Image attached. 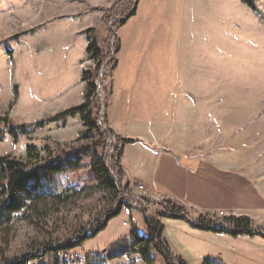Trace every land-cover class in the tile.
<instances>
[{
  "label": "rangeland",
  "instance_id": "rangeland-1",
  "mask_svg": "<svg viewBox=\"0 0 264 264\" xmlns=\"http://www.w3.org/2000/svg\"><path fill=\"white\" fill-rule=\"evenodd\" d=\"M109 1L0 0V158L33 165L54 162L64 169L53 176L54 187L48 183L51 190L44 191L46 198L27 202L24 209L7 214L9 221L0 224V264L26 254L39 257L30 264H166L154 244L145 250L147 260L136 246L138 239H148L147 219L162 226L161 241L169 253L178 252V256L170 254L184 264H264V0H245L254 8L243 0H239L238 7L234 0H209L217 3L221 18L229 14L239 19L237 57L230 48L226 49L227 42L223 40L221 69L208 68V78L215 81L214 87L208 84L205 89L206 117H212L208 132L194 139L191 134L176 135L177 125L173 129L180 141L199 144L194 153L228 172L222 180L233 186L240 206L198 211L197 218L187 212L189 222L197 224L200 218L209 217L218 225L222 218L215 217L216 212L225 211V216L250 218L255 232L232 237L193 230L189 222L192 229L182 222L167 221L159 213L169 200L158 193L152 182L125 179L123 202L129 203V194L139 196L131 199L139 202L137 210L125 205L118 209V202L113 204L110 195L98 188L92 171L94 157L104 160L107 148L94 132H86L77 115L46 123L41 129L28 128L49 119L50 113L42 103L46 94L43 89L55 86V77L44 67L57 63L61 46L68 45L60 36L54 37L53 28L96 8L101 11L97 26L104 35L95 26L89 36L101 43L106 29L100 21L118 0L108 6ZM212 8L202 10V14L207 16ZM167 30L171 32L168 27ZM159 48L151 62L157 65L166 60ZM196 56L193 49L175 50L176 93L187 87L188 69L191 80H197L203 60L200 62ZM86 60L79 67L91 73L94 61ZM102 72L94 80L100 121L105 118L112 75L111 71L104 78ZM193 85L191 81L190 88ZM20 127H25L27 134L12 140L9 131ZM29 146L33 148L30 153ZM209 169L199 172L209 176ZM50 192L53 195H48ZM247 193L251 194L246 196ZM69 241L75 244L59 249Z\"/></svg>",
  "mask_w": 264,
  "mask_h": 264
},
{
  "label": "crops",
  "instance_id": "crops-1",
  "mask_svg": "<svg viewBox=\"0 0 264 264\" xmlns=\"http://www.w3.org/2000/svg\"><path fill=\"white\" fill-rule=\"evenodd\" d=\"M114 1L110 0L107 5ZM239 2L234 0V5L238 7ZM206 8H212L207 16L202 14ZM87 10L76 16L75 21L53 28L54 37L60 36L68 45L61 46L62 55L57 63L44 67L55 77V86L43 89L46 94L42 103L50 113L49 118L78 108L84 102L86 87L81 81L79 65L87 58V32L96 26L97 32L103 33L97 26L101 11ZM221 14L217 3L209 0H137L133 15L115 32L119 49L106 99V126L119 139L134 141L131 146H124L120 162L125 179L152 182L158 193L194 218L198 217L195 216L198 211L240 208L233 186L222 180L228 172L194 153L199 144L180 141L176 136L191 134L199 139V134L208 132L212 117H206L205 89L208 84L215 85L208 78V68L221 69L223 40L227 42L226 49L230 48L237 57L239 19L237 15L230 18L229 14L221 18ZM157 47L166 54V60L160 65L151 63ZM181 47L188 52L193 49L203 62L197 80H191L188 69V85L176 93L173 59L175 50L179 52ZM206 167L210 168L209 176L199 172ZM174 221L191 228L183 220ZM170 253L178 256L176 251L170 250Z\"/></svg>",
  "mask_w": 264,
  "mask_h": 264
},
{
  "label": "trees",
  "instance_id": "trees-1",
  "mask_svg": "<svg viewBox=\"0 0 264 264\" xmlns=\"http://www.w3.org/2000/svg\"><path fill=\"white\" fill-rule=\"evenodd\" d=\"M245 2V0H243ZM137 0H118L108 10L104 12V16L100 21V25L106 29L105 39L98 43L95 39L87 38L86 59L94 61V70L91 73L82 71L81 81L85 83L86 91L83 104L75 109L68 110L55 117L49 118L44 122L36 125L28 126V128L41 129L46 123H53L61 118H67L73 115H78L81 118L82 126L86 132H94L101 144L106 146L107 135L111 132L105 133L101 125H105L104 120L100 121V109L97 107L98 97L96 94V87L94 80L103 70L104 78L109 72L113 71L116 66L115 55L118 52L119 46L115 32L117 28L122 25L125 20L133 15L135 4ZM248 7L254 8L252 2H245ZM122 19V20H121ZM91 30L87 32L90 34ZM113 46L111 47V43ZM86 60V61H87ZM93 63V62H92ZM104 67V68H103ZM101 124V125H100ZM12 140L16 141L18 135L27 134L25 127H20L11 130L8 133ZM132 144L134 141L121 140L115 138L112 144L111 155L105 157L104 160L99 157H94L92 163V171L95 177L96 184L99 189L107 192L111 197V202L115 204L118 202V209L121 205L127 208L136 209V205L122 199L126 196L123 182L125 180V173L122 171L120 162L123 154L125 144ZM28 153L33 151L31 146L27 147ZM64 169L57 163L36 165L24 164L12 160L11 158H0V224H5L9 221L7 214L20 212L26 207L27 202L39 201L47 197L45 190H51L49 184L53 186L52 178L56 174H60ZM46 187V188H45ZM54 187V186H53ZM53 195V193H48ZM146 200V199H144ZM164 210L161 208L160 216L166 219L183 220L189 222L187 211L172 201H166ZM117 215L111 214V217ZM222 224L226 226V230L221 227H216L214 221L209 217L200 218L197 224L189 222L191 227L195 230L212 232L215 234H226L232 237L242 236L244 234H251L254 231V222L248 217H223ZM148 239H138L136 246L140 247L139 252L144 254V259L147 260L145 250L149 244H154L158 255L166 262V264H184L180 259L172 257L169 253L165 242L161 241L162 226L156 221L147 219L145 222ZM264 234V232H263ZM71 242V241H69ZM75 242L67 243L59 249L72 247ZM37 256L26 254L22 257L5 260L3 264H30L36 260Z\"/></svg>",
  "mask_w": 264,
  "mask_h": 264
},
{
  "label": "built area",
  "instance_id": "built-area-1",
  "mask_svg": "<svg viewBox=\"0 0 264 264\" xmlns=\"http://www.w3.org/2000/svg\"><path fill=\"white\" fill-rule=\"evenodd\" d=\"M88 61V60H87ZM89 62V61H88ZM83 70V69H82ZM103 129H104V132L105 133H108L109 132V130H108V128L107 127H103ZM114 140H115V136L111 133L110 135L108 134V140L106 141V148H107V152H106V155L108 156V155H110L111 153H112V148H111V146H112V144L114 143ZM129 198H130V202H132L134 205H137L138 203L137 202H139L138 200H136L137 202L135 203L133 200H135L137 197H133L131 194H129ZM141 198V197H140ZM131 199H133V200H131ZM137 199H139V196H138V198ZM224 212L225 211H218V212H216V214L218 215H216V217L217 218H223V217H228V216H225L224 215ZM216 227H221V228H223L224 230H226L227 228H226V226L224 225V224H222L220 221L218 222V225H216Z\"/></svg>",
  "mask_w": 264,
  "mask_h": 264
},
{
  "label": "bare ground",
  "instance_id": "bare-ground-1",
  "mask_svg": "<svg viewBox=\"0 0 264 264\" xmlns=\"http://www.w3.org/2000/svg\"><path fill=\"white\" fill-rule=\"evenodd\" d=\"M101 127H106L105 125H101ZM214 217V216H213ZM216 217V216H215Z\"/></svg>",
  "mask_w": 264,
  "mask_h": 264
}]
</instances>
